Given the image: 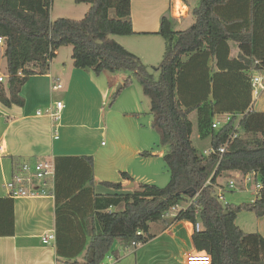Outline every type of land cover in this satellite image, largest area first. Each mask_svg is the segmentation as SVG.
Instances as JSON below:
<instances>
[{"label": "trees", "instance_id": "trees-1", "mask_svg": "<svg viewBox=\"0 0 264 264\" xmlns=\"http://www.w3.org/2000/svg\"><path fill=\"white\" fill-rule=\"evenodd\" d=\"M183 1L190 6V0ZM75 3L90 6L83 19L52 21L53 0H0V38L5 40L8 74L7 85L0 83V102L7 107L24 106L21 92L30 77L46 74L57 51L72 47L76 69L97 77L105 72L129 75L111 103L132 77L139 81L150 99L160 146L166 149L163 161L170 181L163 188L141 184L128 192L122 183H103L114 193L95 195L94 227L84 230L79 244H68V264H102L117 240L127 247L146 244L154 238L151 224L168 220L201 223L203 229L194 232L193 244L212 264H264V237L245 233L236 224L243 212L264 217V112L253 108L252 78L247 73L264 71V0H198L191 8L193 22L185 30H175L173 20L162 17L158 35L165 41V53L155 69L157 80L136 55L112 39L135 35L131 0ZM229 42L240 49L237 59L229 58ZM195 111L200 137L211 138L207 156L199 154L191 140L189 117ZM220 115H229L231 120L213 129V120ZM233 132L238 137L220 155L219 149ZM242 134L251 138L244 139ZM151 156V152L141 154ZM84 158L93 182V158ZM228 172L256 174L262 189L254 202L233 205L218 200L214 187ZM121 176L134 182L128 173ZM208 180L211 184L204 187ZM190 201L185 210L172 218L166 216L175 206ZM72 231L68 229V243ZM82 254L80 263L76 259Z\"/></svg>", "mask_w": 264, "mask_h": 264}, {"label": "crops", "instance_id": "crops-1", "mask_svg": "<svg viewBox=\"0 0 264 264\" xmlns=\"http://www.w3.org/2000/svg\"><path fill=\"white\" fill-rule=\"evenodd\" d=\"M56 1L53 0L51 9L52 21L62 14L55 7ZM64 1L75 3V0ZM75 5L79 7L68 8L82 16L90 8L88 4ZM164 16L173 20L175 30H178L176 26L192 24L191 7L183 0H131L135 35L114 38L154 72L165 53V41L158 35ZM228 45L229 58L237 59L238 45L235 42ZM61 50L57 51L46 74L30 77L22 88L24 106L7 107L0 102V200L3 201L0 202V234L5 235L0 236V264H68V244H79L84 230L94 227L95 195L114 193L102 184L122 183L125 192L137 190L141 184L153 185L156 182L151 177L154 164L159 169L166 153V149L154 150L144 132L147 128L142 132L143 126L139 123L142 109L137 99L124 102L116 99L111 103L110 89L115 80L102 74L99 77H105L106 81L103 85L91 71L74 68L72 49L68 64L56 63ZM4 54L5 46L0 44V69L5 63L7 70ZM210 62L216 65L211 59ZM247 73L252 78L257 71ZM0 77L6 86L7 72L0 73ZM56 84L63 85L61 97L55 95L60 92L54 89ZM254 98L253 94V101ZM56 102L65 105L60 122L37 115L41 107L45 112ZM256 103L253 102L254 110ZM194 113L198 116L195 111L190 114V120ZM214 122L218 121L214 118ZM85 128H93L97 134L94 142L79 141L81 134L76 130ZM56 132L58 139H55ZM102 138H106V143L101 142ZM143 152H151L152 156L141 157ZM84 157L93 158V182L89 181L90 168ZM39 160L52 161L55 166L49 195L9 197L5 183L17 167ZM124 172L132 177L133 183L122 178ZM226 175L242 177L239 172ZM130 184L134 187L130 188ZM169 221L151 224L150 233L154 238L146 244L127 247L123 240H117L104 264H186L188 256L199 253L193 244L194 225L188 221L174 224ZM68 229L73 230L69 243ZM256 232L264 237V217L258 218ZM52 233L56 239L44 244L42 238ZM86 241L89 243L90 237ZM79 257L76 261L82 263L84 260L80 261Z\"/></svg>", "mask_w": 264, "mask_h": 264}, {"label": "rangeland", "instance_id": "rangeland-1", "mask_svg": "<svg viewBox=\"0 0 264 264\" xmlns=\"http://www.w3.org/2000/svg\"><path fill=\"white\" fill-rule=\"evenodd\" d=\"M198 2V0H190V7L192 8L193 5H196ZM68 6H71L73 8H77L79 6L75 5L74 2H68V1H64L62 0L60 1H56L55 7L59 10H62V14L60 16H58L59 18H68V19H74V20H81L84 18V16L77 14V12L71 11ZM56 9V10H57ZM185 13V11H183V14ZM181 14V16L183 15ZM56 15V14H55ZM179 15V14H178ZM177 15V16H178ZM180 16V15H179ZM56 17V16H55ZM54 19H58L57 17ZM193 22V19H192ZM187 24H183L181 26H176V28L178 30H185L187 29L189 26H186ZM190 25V24H189ZM115 37H112V39H114ZM72 49V47H64L62 48V50L60 51V56L58 58V62L60 63H64L66 62L68 64V61L71 60L70 58V50ZM6 64L4 63L1 66L0 69V73L1 74H6L7 70H6ZM148 71L154 76V78L157 80L159 77L158 72H154L150 69H148ZM263 76H264V72H262ZM109 76L112 77V80H115L116 84L114 86L111 87L110 91L112 93L111 95V101L113 96L116 94V92H118L119 86H123L124 85V79H126L129 75L123 72L120 73H110V72H105L103 73V76ZM97 78V77H95ZM98 81L100 83H102L103 85L105 84V77H99L97 78ZM4 82V81H3ZM2 82V83H3ZM113 84V82H112ZM60 91V90H59ZM63 90H61L60 92H56V96H62ZM206 96H208V98L211 99V94H207ZM261 96H263L261 98ZM135 98L139 101L140 103V107H141V111H142V115L140 116V122L141 125L143 126L142 132L144 131V127L147 128V131L145 129L144 132H147V137L149 139V141H151V143L153 144L154 150H165V148L160 146V140H159V136L156 133V131L153 128V116L150 115V99L149 97H147L144 94L143 88L140 85L139 81L132 77V82L131 84L124 88L121 92V94L116 98V101H127L129 99ZM258 99L255 100L254 98V102H257L255 105V109L258 111H264V91L257 97ZM261 98V99H260ZM41 111H44V108L41 107ZM216 121L221 122L223 124V122H226V116H216L215 117ZM192 123H193V133H192V143L194 148L198 151L199 154H203L205 155V153H208L211 150V138H201L199 135V124H198V116L196 113L193 114L192 119H191ZM77 133L81 134L80 136V142H83V140L89 141V142H94L97 134L95 133V131H93V128H85V129H79L76 130ZM242 138L247 139V138H251V136L249 135H245L242 134L241 135ZM77 140V139H76ZM101 142H105L106 143V138H102ZM153 175L151 176L153 178L155 182V184L153 183V185H156L160 188L165 187L169 181H170V172L167 169L166 165L164 164L163 161L159 162V169L157 167V164H154L153 170H152ZM259 179V178H258ZM230 180H235L236 184H237V188L235 190H227L224 193L225 196V204H233V205H241L243 203H252L255 201L256 199V185L254 182H252L247 188L243 185L244 181L241 178H238L236 175H226L223 174L221 177L218 178L217 180V184L218 185H226ZM258 182H260V180H258ZM187 202L183 203L182 205H186ZM116 210H120V208L116 209ZM172 218V217H170ZM257 220L258 218L252 214V213H248V212H243L239 215L236 224L238 225V227H240L245 233H257ZM120 242V241H118ZM83 255L79 257V260H83Z\"/></svg>", "mask_w": 264, "mask_h": 264}, {"label": "built area", "instance_id": "built-area-1", "mask_svg": "<svg viewBox=\"0 0 264 264\" xmlns=\"http://www.w3.org/2000/svg\"><path fill=\"white\" fill-rule=\"evenodd\" d=\"M4 39L0 38V44L4 43ZM263 73L257 71L251 79L253 94L255 100H257L258 96L264 91V76ZM4 79L0 77V83H2ZM63 88L62 84H56L54 86L55 90H60ZM65 105L63 102H56L53 108L46 110L45 112L38 111L37 115H46L49 116L54 122H60L62 112L64 111ZM231 120V117H226V122L224 121L223 124L221 122H214L212 124L213 129H220L223 125L227 124ZM239 129L238 124L235 126V131ZM56 132L55 139H58ZM238 137L237 132H233L227 143L219 149V153L224 154L227 146L233 140ZM211 151V150H210ZM205 153V156L209 155ZM54 163L48 160H39L32 163L25 162L20 164L17 169L15 170L12 178L5 183V189L8 192V196L11 198H21V197H37V196H46L48 194V186L50 185L53 177H54ZM255 173H251L248 175H243L241 179L244 181V186L247 188L252 182L255 183V193L259 192L262 189L261 182H258ZM210 180H208L204 187L210 185ZM215 192L218 200L220 202L225 203V196L224 193L227 190H235L237 188V184L235 180H230L226 185L220 186L218 184L215 185ZM199 194V193H198ZM193 201V200H192ZM190 201L185 206L184 205H177L175 206L170 213L166 214L169 218L174 216L175 213L185 210L188 205L192 202ZM203 229L201 223H197L194 226V232H200ZM56 236L54 233L48 234L42 238L44 244H49L51 241L55 240ZM141 244L132 243V247H137ZM108 258V257H107ZM104 264V262L102 263ZM186 264H212L211 258L206 253H196L188 256L186 260Z\"/></svg>", "mask_w": 264, "mask_h": 264}, {"label": "water", "instance_id": "water-1", "mask_svg": "<svg viewBox=\"0 0 264 264\" xmlns=\"http://www.w3.org/2000/svg\"><path fill=\"white\" fill-rule=\"evenodd\" d=\"M121 86H119V89H120ZM118 89V91H119ZM134 187V184H130V188H133Z\"/></svg>", "mask_w": 264, "mask_h": 264}]
</instances>
